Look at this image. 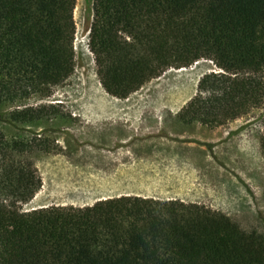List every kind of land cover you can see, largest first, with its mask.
<instances>
[{"label": "trees", "instance_id": "obj_1", "mask_svg": "<svg viewBox=\"0 0 264 264\" xmlns=\"http://www.w3.org/2000/svg\"><path fill=\"white\" fill-rule=\"evenodd\" d=\"M75 7L0 0V109H11L0 110V264H264V235L202 204L120 196L23 209L42 186L34 154L53 151L26 128L61 116L29 102L75 72ZM93 11L88 45L108 95L204 59L221 72L200 78L181 122L219 127L264 103V0H94Z\"/></svg>", "mask_w": 264, "mask_h": 264}, {"label": "rangeland", "instance_id": "obj_2", "mask_svg": "<svg viewBox=\"0 0 264 264\" xmlns=\"http://www.w3.org/2000/svg\"><path fill=\"white\" fill-rule=\"evenodd\" d=\"M93 5L94 0H76L74 74L54 87L49 98L29 102L57 106L61 116L26 128L36 132L35 138L50 140L53 151L34 154L42 186L23 209L85 207L125 196L108 193L111 185L95 178L49 177V158L64 155L73 163L96 160L100 147L115 148L122 145L121 141H127L123 144L127 145L138 137L134 143L137 153L153 161L147 168L138 165L139 176L145 175L141 168L147 169V179L139 177L135 187L143 196H149L144 198L202 204L224 213L244 231L264 235V103L219 127L181 122L178 113L196 94L200 78L221 72L212 61L204 59L186 68L168 69L126 99L108 95L88 45ZM102 107L113 108L109 116L112 119L107 121L115 120L117 126L96 124ZM0 110L5 115L11 111L8 107ZM26 129L19 132L2 126L8 137L29 136ZM118 186L117 191L126 189L125 185Z\"/></svg>", "mask_w": 264, "mask_h": 264}, {"label": "crops", "instance_id": "obj_3", "mask_svg": "<svg viewBox=\"0 0 264 264\" xmlns=\"http://www.w3.org/2000/svg\"><path fill=\"white\" fill-rule=\"evenodd\" d=\"M110 115H113V108L102 107L100 112H97V116L95 119L97 121L96 124L101 125L102 127L111 126L112 128L117 126V121H107L112 119V117H109ZM112 137L114 138V135ZM138 139V137L132 138L130 143L127 145H123L127 141H121L122 145L118 147L116 145L115 148L99 146L101 148L99 152L100 154L97 156L96 160H80L73 163L70 158L64 155L51 157L49 158L48 176L52 178L64 179L73 176L80 178H95L96 180H101L102 184L106 183L108 187H110L109 185H111V188L109 189L110 191L107 190V192L110 194H116L117 196L135 195L149 197L143 196L144 193L137 191L135 188L137 186L136 183L139 177L142 179H147V169L140 167V170L144 171L145 175L139 176L138 165L141 164L142 166H146L148 162H153L152 160H148L147 158H145V156L147 155L141 153L142 156H140L137 153V148L134 143ZM120 148H125V150L121 151L119 150ZM152 153L153 151L150 154ZM118 185H125L126 189H118L119 191H117ZM39 207L41 208L42 206Z\"/></svg>", "mask_w": 264, "mask_h": 264}]
</instances>
